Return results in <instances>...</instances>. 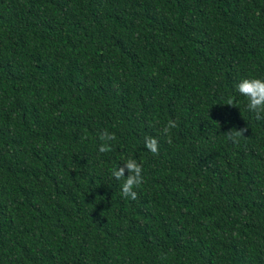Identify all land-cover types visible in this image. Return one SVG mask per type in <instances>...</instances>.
Wrapping results in <instances>:
<instances>
[{
	"label": "trees",
	"instance_id": "1",
	"mask_svg": "<svg viewBox=\"0 0 264 264\" xmlns=\"http://www.w3.org/2000/svg\"><path fill=\"white\" fill-rule=\"evenodd\" d=\"M244 78L264 79V0H0V264H264Z\"/></svg>",
	"mask_w": 264,
	"mask_h": 264
},
{
	"label": "clouds",
	"instance_id": "2",
	"mask_svg": "<svg viewBox=\"0 0 264 264\" xmlns=\"http://www.w3.org/2000/svg\"><path fill=\"white\" fill-rule=\"evenodd\" d=\"M237 91L241 96L247 99V108L257 114V118H261L264 114V79L260 78H244L236 85ZM228 105H233L229 100ZM176 127L173 121H168L167 125L163 128V132L167 134L171 128ZM247 128H231L224 133L226 139L233 143H238L240 138L246 137L245 133ZM102 143L99 146V152L106 153L111 150V142L116 139L115 135L109 132H104L99 136ZM145 147L153 154L158 153L159 145L158 140L151 136L145 138ZM127 171V175L125 174ZM112 176L116 180H122V194L131 199L137 198V193L134 188L139 187L142 183V167L133 158H128L124 162L123 167H114L112 169Z\"/></svg>",
	"mask_w": 264,
	"mask_h": 264
}]
</instances>
